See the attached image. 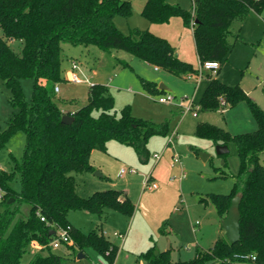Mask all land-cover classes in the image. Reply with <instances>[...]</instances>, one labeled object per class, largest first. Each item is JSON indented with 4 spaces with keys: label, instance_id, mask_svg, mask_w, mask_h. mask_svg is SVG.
I'll return each instance as SVG.
<instances>
[{
    "label": "trees",
    "instance_id": "16d2710c",
    "mask_svg": "<svg viewBox=\"0 0 264 264\" xmlns=\"http://www.w3.org/2000/svg\"><path fill=\"white\" fill-rule=\"evenodd\" d=\"M263 9L264 0H193L191 9L169 0H146L141 13L160 24L182 17L193 27L199 59L221 63L233 47L229 42L233 24ZM132 13V0H0V78L10 88V103L17 109L5 127L0 124V152L18 132L26 135L22 157L13 155L11 168L0 169V264H66L67 255L51 245L57 228L68 229L73 241L65 244L76 255L91 247L114 263L119 246L102 232L76 227L69 211L82 209L103 217L113 209L133 215L135 203L116 188L83 197L72 172L95 171L91 155L95 150L107 151L111 139L133 146L147 161L149 137L168 134L169 129L166 124L158 127L135 117L129 106L118 114L114 97L102 83L90 85L86 104L73 113L65 112L57 101L56 86L67 80L62 71L63 44L123 49L177 75L197 71L176 54L167 38L140 28L124 33L115 17L127 18ZM28 78L32 79L30 98L23 86ZM209 78L202 109L216 110L221 100L235 105L246 99L258 124L255 131L240 134L209 122H200L196 129L199 137L219 144L232 141L237 147L240 166L234 186L228 194H212V201L224 218L233 197L243 193L241 238L231 243L221 237L208 250L197 249L194 257L179 261L172 260L167 251L156 253L152 246L138 256L151 264H264V109L241 87L213 75ZM143 81L151 93L166 92L156 81ZM65 113L74 116L72 123L62 121ZM18 178L20 190L14 187ZM33 243L40 248L24 263Z\"/></svg>",
    "mask_w": 264,
    "mask_h": 264
},
{
    "label": "rangeland",
    "instance_id": "374dc122",
    "mask_svg": "<svg viewBox=\"0 0 264 264\" xmlns=\"http://www.w3.org/2000/svg\"><path fill=\"white\" fill-rule=\"evenodd\" d=\"M169 1L187 9L193 6V0ZM145 2L132 0V15L127 18L117 15V26L126 34L140 28L167 38L176 46L183 60L192 61L198 67L191 27L180 16L172 17L168 23L150 22L141 13ZM229 42L233 47L221 62V72L214 74L205 70L199 86L185 75L156 68L123 49L63 44L62 71L67 80L58 83L60 91L56 96L65 112L86 104L90 85L102 83L108 86V92L114 97L118 114L129 106L135 117L147 119L158 127L166 124L169 129L168 134L155 133L149 137L147 147L151 154L147 161L139 157L133 146L111 139L107 143V151L95 150L92 153L91 163L96 167L95 171L72 172L76 177L77 192L83 197L95 191L116 188L128 192L135 203L133 215L113 209L103 217L82 209L69 211L68 217L76 227L84 232H102L119 246L113 264H151L145 258L138 259V256L152 246H155L156 253L167 251L174 261L187 260L195 256L197 249L208 250L217 239L226 237L223 218L212 201V194H228L232 190L240 166L237 147L230 141L229 152L220 155L217 153L219 143L199 137L196 129L200 122H209L232 134H240L255 131L258 124L246 99L235 105L220 103L216 110L202 109L200 102L210 81L206 77L209 72L228 85L241 87L264 109V9L261 13L253 11L243 21L235 22ZM12 43L17 48L18 44ZM72 60L77 61L78 72L89 79L88 83L69 80ZM144 79L164 84L168 90L160 94L151 93L145 87ZM23 86L26 97L30 98L32 79H24ZM11 94L8 85L0 78L2 127L17 110L10 103ZM168 94L176 96L175 102L186 95H195L198 116H194L193 111L183 113L179 106L158 100ZM174 131L176 148L173 149L168 145V139ZM25 143L24 132H18L9 139L0 152V169L11 168L13 155L19 159L22 157ZM175 151L181 156L182 163L173 160ZM156 153L161 154L159 160L154 157ZM121 167L134 171L121 176ZM182 171L185 176L180 178ZM149 174L158 188L144 186ZM14 187L21 189L19 178ZM118 233H123L124 237H119ZM33 248L24 255V263L34 257L36 250ZM54 250L67 255L66 264H95L102 259L91 247L85 249L84 258H78V254L65 243ZM226 264L247 263L236 261Z\"/></svg>",
    "mask_w": 264,
    "mask_h": 264
},
{
    "label": "built area",
    "instance_id": "2783aa9c",
    "mask_svg": "<svg viewBox=\"0 0 264 264\" xmlns=\"http://www.w3.org/2000/svg\"><path fill=\"white\" fill-rule=\"evenodd\" d=\"M220 66H221V63L218 60H206V61L199 60L198 67L196 68L197 71L189 72L185 76L187 77V79L195 80L199 86L201 79L203 78L205 70L209 71V72H213L214 74H216L217 71L219 70ZM156 68H158V67H156ZM78 71H79V65H78L77 61L74 60V61H72L71 69L69 71V74H70L69 80L73 81L75 83H83V82L88 83L89 79L87 77H82ZM58 90H59V86L57 85L56 91H58ZM158 100L160 102H163V103L175 104V105L179 106L183 113L193 111L194 116L198 115V108L195 107V95H193V96H187L186 95L185 97L180 98V100L178 102H175L176 96L173 94L160 96L158 98ZM186 102H187V104H186ZM221 105H227V102L225 100H221ZM168 145H171L173 149H174V147L176 148V132L175 131L169 135ZM154 157L157 160H159L161 158V154L156 153L154 155ZM173 160L176 163H182L181 156L176 151L173 154ZM129 171H134V169L123 167L121 169L120 175L123 176L124 174H126ZM184 176H185V173L182 171L180 178H183ZM151 180H152V175L149 174L144 181V186L146 188H149V189L158 188V184L156 182L151 181ZM42 219H44V217ZM55 233H56V237L51 242V245L53 246V248L60 247V245L62 243H72L73 240L69 234L68 229L57 228ZM118 235L121 238L124 237L123 233H118ZM33 246L36 248H40V246L37 243H33ZM256 259H257L256 255H253L252 260L255 261ZM95 264H112V263H109L104 257H102V259H99V261L95 262Z\"/></svg>",
    "mask_w": 264,
    "mask_h": 264
},
{
    "label": "water",
    "instance_id": "95a60500",
    "mask_svg": "<svg viewBox=\"0 0 264 264\" xmlns=\"http://www.w3.org/2000/svg\"><path fill=\"white\" fill-rule=\"evenodd\" d=\"M161 89L168 90V88L164 84H160ZM74 120V116L72 114L65 113L62 117V121L65 123H72ZM229 152L228 144H218L217 145V153L218 154H226ZM243 197V193H237L231 202V205L228 209L227 214L222 220V226L226 230V237L231 243H235L241 238V211H240V203ZM56 230H53L52 233H55ZM84 252L78 253V258H84Z\"/></svg>",
    "mask_w": 264,
    "mask_h": 264
},
{
    "label": "crops",
    "instance_id": "0c3cea01",
    "mask_svg": "<svg viewBox=\"0 0 264 264\" xmlns=\"http://www.w3.org/2000/svg\"><path fill=\"white\" fill-rule=\"evenodd\" d=\"M179 4V3H178ZM181 5V4H180ZM182 6V5H181ZM185 8V7H184ZM251 12H253V11H251ZM250 12V13H251ZM243 21V20H242ZM191 29H192V31H193V27H191ZM193 36H194V33H193ZM194 43H195V38H194ZM176 47V46H175ZM195 49H196V44H195ZM196 52H197V50H196ZM176 54L180 57V56H182V55H179L178 53H177V48H176ZM197 57H198V54H197ZM181 58V57H180ZM182 59V58H181ZM199 57H198V62H199ZM72 61H74V60H72ZM72 61H71V65H72ZM188 62H191L195 67H197L192 61H188ZM199 64V63H198ZM71 65H70V69H71ZM221 70H222V63H221V66H220V70H219V72L218 73H220L221 72ZM209 75H212V73H207V78L208 79H210L209 78ZM208 85V84H207ZM159 86H160V84H159ZM60 91V88H59V90L57 91V92H59ZM62 108V107H61ZM67 110V109H66ZM76 110H78V109H73V110H69V111H67V112H71V113H73V112H75ZM198 116V115H197ZM123 167H121V169H122ZM121 169H120V172H121ZM124 193H126L130 198H131V196L129 195V193L128 192H124ZM132 199V198H131ZM35 249H39V248H36L35 247ZM119 250H120V248H119ZM85 254V253H84Z\"/></svg>",
    "mask_w": 264,
    "mask_h": 264
}]
</instances>
